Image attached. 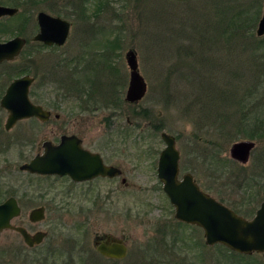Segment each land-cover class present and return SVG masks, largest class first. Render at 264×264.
I'll return each instance as SVG.
<instances>
[{
	"label": "rangeland",
	"instance_id": "1",
	"mask_svg": "<svg viewBox=\"0 0 264 264\" xmlns=\"http://www.w3.org/2000/svg\"><path fill=\"white\" fill-rule=\"evenodd\" d=\"M213 1L215 0H103L100 4L99 8L104 3H109L105 8H98V21L102 23L105 31L102 35L99 34L100 37L95 35L91 42H87L96 45L103 41L105 43L108 33L110 39L119 38V46L110 50L113 56L110 64L112 67L117 64L122 73L127 75L121 86L120 83L116 84L121 96H124L128 80L124 60L128 49L136 51L139 72L147 82V92L135 106L136 120L131 118V122H134L131 127L134 128L131 130L132 136L126 144L118 145L121 154L118 162L126 170L132 168L128 181L134 183L135 187L114 189V185L104 182L101 187L102 195L105 196L102 207L49 208L45 211V219L33 224L27 219L29 210L22 209L21 215L14 219L16 224L24 225L30 231L48 232L47 238L36 250L38 254L50 251L47 250L49 246L55 248L58 252L55 257L56 264L76 261L80 255L81 259L87 257L82 260V264H159L162 253L172 264H264L263 256L258 253L240 258L216 245L207 246L201 229L193 225H182L183 223L174 218L173 207L156 177V162L164 147L160 133L166 131L175 136L176 147L180 152L179 178L185 172L191 173L199 186L218 200L229 196V203H223L231 208L235 207L234 209L245 217H250L264 199V140L253 139L256 145L246 164H240L230 158L228 149L233 142L248 138L239 135L230 141L226 140L227 135L235 134L236 122L244 121V117H239L241 112L251 110L254 115L250 114L248 118L255 117V120L259 119L264 123V84L257 91L250 90L251 94L248 96L243 94L249 81H261L264 78V70L259 67V64H264V55H258V66L255 69L247 76L242 74L236 80L234 75L237 70L248 72L247 58L252 50L250 45L245 48L242 44L252 39L248 38L251 33L248 35L244 31L246 19L226 27V31H223L224 28L218 23V31L225 36L222 41H226L220 45L218 40L223 36L215 39L209 33L211 14L205 12L210 10ZM225 1L227 2H223ZM90 2L84 10L85 15L94 10V0ZM247 2L249 13L255 17L251 31L257 37L255 30L262 15L264 0H245V3ZM63 5L64 12H67L66 18H71L75 23L68 45L53 50L31 42L11 61L13 66L34 63V66L31 69L28 66L27 70H30L29 75L34 77L30 87L33 94L30 95L31 100L43 104L52 112H59L62 116L58 122L53 120V116L46 123H40L35 118L20 120L6 131L4 121L7 113L0 107V141H12L0 153V170L5 172L0 176V189L7 188L15 197L24 192L42 196L45 192H57L61 189L62 182L58 181L53 188L42 190L44 183H49L50 180H38L18 169L21 163L32 157L34 146L38 142L44 138H53L51 123L58 125L56 133L81 129L88 132V129L94 127L96 135L100 130L107 131L109 124L113 127L112 130L117 131L118 126H123L119 136L120 142L128 132L126 128L131 129L124 126L125 117L128 115L126 106L122 109L124 114L113 115L111 107L93 104L96 99L95 95H91L89 101L85 102V105L88 103L87 107H77L78 100H73L72 97L79 96L82 92L78 94L67 81L73 78L77 86L85 85L88 89L93 86L92 94H95L96 84L85 82L87 78L81 77L90 71L74 72L70 69L72 64L57 67L59 75L66 74L67 81L63 83L66 84L65 90L71 92L67 99L59 96L61 91L57 88V83L41 77L42 68H37V65L53 59L54 55L70 57L72 53H77L74 52L76 49L85 47L86 38L81 34L80 15L74 13L73 8L64 3ZM216 5L220 8L221 1H217ZM227 9L230 11V8ZM24 10V15L30 18V22L22 34H33L38 9L32 10L28 7ZM18 20L19 18H16L13 21L17 23ZM93 20L96 18L89 21ZM235 32L239 33L240 41L234 38ZM240 32L244 33L243 36H240ZM95 48L98 50L103 47ZM93 51V48L87 49V53ZM95 62L98 63L99 60L95 59ZM93 65L97 67L99 63ZM9 66L0 65V98L8 83L3 76L4 70ZM112 70L117 74L115 68ZM69 71L74 77L68 74ZM100 78L103 79L104 75H100ZM220 89L227 93L231 91V95L239 92V106L231 103L224 105L226 101L218 96ZM82 95L80 99H83ZM111 96L112 93L109 92L105 99L100 100H107ZM85 108L89 111H83ZM83 123L91 126H81ZM213 140L218 141L219 145L221 157L218 162H214L215 149L208 143ZM229 159L235 164H228ZM222 164L225 166L221 167ZM218 176L221 179L217 178ZM243 176L255 178L256 185L249 190L252 195L242 197L244 189L234 183V179H241ZM226 184L228 185L225 186ZM103 233L125 238L128 250L125 258L115 261L93 252L94 235ZM17 248H23L20 237L12 231H4L0 238V264H21L19 255L16 256Z\"/></svg>",
	"mask_w": 264,
	"mask_h": 264
},
{
	"label": "flooded vegetation",
	"instance_id": "2",
	"mask_svg": "<svg viewBox=\"0 0 264 264\" xmlns=\"http://www.w3.org/2000/svg\"><path fill=\"white\" fill-rule=\"evenodd\" d=\"M102 2L103 0H98V1L94 0V3H93L94 10L91 11V14L87 13V15H85L84 10L88 8V6L91 4L90 0H61V1H57V0H0V5L17 9V12L14 13L13 15H5V16L0 17V34H3L1 36L6 35L0 39V42H5L15 36L23 37L24 35L23 38L25 39V43L22 49L20 50L19 54H21V51L23 50L24 46L31 44V42L39 44L46 48H53V50L64 48L65 46L68 45V41H69L70 34H71V29L73 28V25L75 23L73 22L71 18L70 19L66 18L67 12H64L65 5H63V3L66 4L68 7L73 8L72 10L75 11L74 13L79 14L80 21H82L81 22V25H82L81 34L83 38H86L85 47L76 49L74 52H77V53H74V54L72 53L70 57H58L57 55L56 56L54 55L52 56L53 59L46 60L42 64L37 65V68H42L41 77L44 80L47 79V81L51 80V82L57 83L56 86L61 91L59 96H61L62 99H65V98L67 99L68 97L71 96L70 95L71 92L65 90L66 84L63 83L64 81H67L66 74L64 73L63 75H59L58 73L60 71H58L57 67L58 66H68L69 64H72L70 69L73 70L74 72L75 71H83V72L90 71L89 74H86V76H81V77L82 79L87 78V81L85 82L96 84L97 93H99L97 97H96L97 93L92 94L93 86H90L89 89L86 88L85 85H83V87L77 86L75 85L76 83L73 80V78H70L67 81L68 85L69 84L73 85L74 89L77 91L78 94L82 92L79 96L72 97L73 100L77 98L78 103H79L77 104V107L79 106L81 108L87 107L88 103H86L85 105V102L89 101V99L91 98V95H95V99H96V101H94L93 104L111 107L112 108L111 112H113L112 113L113 115H122L123 106H126L127 108L126 112L128 113V115L125 117L124 126L131 128L132 125L134 124V122H131L132 121L131 118L136 120L137 111H135V106L138 104L140 100L137 102H130L126 100L125 96H126V92H127V88H128V84L130 80V69H129V66L127 65L125 56L128 50H133V51L135 50L128 49L124 54V60H125L126 68H127L126 71H128V80H127V85H126V89L124 92V96H121V91L118 90L117 88L118 86L116 84L120 83V86H121L123 81L127 78V75L126 73L125 74L122 73L121 69L119 68V66H117V64L115 65L116 67H112L110 64L111 58L113 57L110 50L114 48L116 49L119 46V38L114 37L113 39H110L111 36H110V33H108V38H107L108 40H106L105 43H103L104 42L103 41L96 45L95 43L91 44L87 42L88 40H90L91 42V39H93L95 35L100 37L99 34L102 35V32L105 31V28L101 26L102 23L98 21L99 19L98 11L100 8H105L107 5H109V3H104L99 8ZM28 7H31L32 10L38 9V11L36 12V15H35L36 25H34L33 34L28 33L27 35H25L27 32L24 34H22V32L26 31L28 27V23L30 22V18L24 15V11H25L24 9ZM43 9H46V11ZM40 12H44L54 18H60L61 20L65 21L68 24L66 37L62 44H55V43L46 44L41 40L32 39L33 36H35L40 31V27L38 24V17H37L38 13ZM16 18H19V20L17 23H14L13 20ZM91 18H96V20L89 21ZM2 25H7L6 29H4ZM10 31H12V33ZM95 46L103 47V48L97 50ZM89 48H93L94 51L92 53H89V52L87 53V49ZM135 54L137 58L136 51H135ZM95 59L99 60L98 62L99 65L97 67L93 65V63L95 65L98 64L95 62ZM13 60H4L0 62V65H7V66L10 65L7 69L4 70V75H3L8 81L6 87L11 82V80H13L14 78L19 77L24 74H29L31 72L30 70L29 72H25V70L29 69L28 66H30V69L34 66V63L33 64L26 63L27 66H24V65L13 66L11 65V61ZM137 62H138V58H137ZM112 68L116 69L117 74L112 70ZM17 72H21V73L17 75L16 74ZM68 74L74 77L70 71L68 72ZM100 75H104V78L101 79ZM62 76L64 78H62ZM145 83L147 87L146 80H145ZM111 85L115 87L113 88ZM84 87H85V90L82 91ZM110 89H114V90L111 91ZM109 92L112 93L111 97H109L107 100H100V99H105ZM146 92H147V89H146ZM30 95L33 96L29 88V97ZM81 95L83 99H80ZM33 103L42 106L44 110L48 111L49 118L45 121H41L37 117H30V118H35L40 123L49 122L52 116H53V120L56 122L61 120L62 116L59 112L57 111L52 112L51 110L45 108L43 104H40L34 101ZM83 111H89V109L85 108ZM51 124H52L51 131L53 132L52 133L53 138H44L40 142H38L34 146L35 149H34L32 157L28 158V160L24 161L23 163H28L35 156L42 155L44 153V145H43L44 143L50 142L52 145L57 146L61 143L62 136H68V137H73L72 139L68 140V142L71 143V147L68 148L69 151H74L77 154L83 155V156L86 155L88 159L90 158L91 166L97 167L100 165V162H101V164L105 166H113L114 168L118 169L120 172L113 176L97 175L95 177L85 179V180H75L69 174H64V175L50 174L49 175V174L32 173L27 170H20L19 166L23 164L21 163L18 166L19 171L23 173H27L29 176L36 177L38 178V180L39 179L40 180H43V179L50 180L49 183H44V188H42V190L53 188L54 184L58 183V181L62 182L60 184L61 189H58L57 192H45L44 195L42 196L35 195L29 192H24V193L17 195V197H15L12 192L10 193V191L7 190V188H1L0 189V203L4 202L9 197H14L15 200L17 201V204L21 212H22V209H28L29 211H31L32 209L43 207L44 214H45V211L49 208H52V209H58V208L59 209H64V208L66 209H86V208H89L90 206H93V207L101 206L102 207L104 205L105 196L102 195L101 187L103 186L104 182H108L114 185V189H117L120 187H123L124 189H132L133 187H135L134 183L128 181V178L130 177L132 173V168L126 170L118 162V159H120V155H121L118 145L119 143L121 144L127 143L128 139L132 136L131 130L134 128H131L130 130L126 128V131L128 132L124 134L125 138L121 139V142H120L119 136H120V133H122L121 128L123 129V126L122 127L118 126L117 128H119V130L117 131V130H112L113 127H111L109 124L107 127L109 129L107 131L100 130L99 134L96 135V133L94 132L95 131L94 127H92L91 129H88L87 130L88 132H84L81 129L77 131L63 130V131H59L56 133L58 125H56V123H51ZM62 125L67 126L68 124H62ZM82 125L88 127V125L90 124L83 123L81 124V126ZM6 131H9V130H6ZM244 140H251L255 143L253 139H244ZM11 142L12 141H9V140L0 141V153H2L5 147L8 146ZM175 145H176V138H175ZM156 167H157V162H156ZM178 168H179V162H178ZM179 171H180V168H179ZM179 171H178V175H179ZM4 173L5 172L3 169L0 170V176L3 175ZM185 173H189V172H185ZM182 175L180 176V178L182 177ZM156 177H157V171H156ZM195 182L197 181L195 180ZM27 219H28V214H27ZM44 219H45V216H44ZM28 221L32 224L38 223V222H31L29 219ZM12 223L15 225L23 226L30 234H33L37 231H43L46 233L41 243L30 247L24 242L23 238L20 236L19 233L12 231L20 237L23 243V248H21L22 251L17 248V252H16V256L19 255V258L22 261L21 264H56L55 257L58 255V252H56L57 250L55 248H52L51 246H49L47 250H50V251H45L44 253L41 252L39 254L36 252L38 247L47 238L48 236L47 231H44V230L30 231V229H28L24 225L16 224L14 220L12 221ZM5 231H11V230H5ZM2 233L0 234V238H1ZM104 234H108V233L94 235V238L92 241V245L94 248L93 252L103 258L110 259V260L119 261L123 259V258H120V259L109 258V257L102 255L96 250L95 241L98 239L99 236H102ZM118 239H121L127 247L125 238L123 239L119 237ZM74 242L76 246L77 243L76 241ZM11 250H9V255L11 254ZM127 253H128V250H127ZM127 253H126V256H127ZM85 259H87V257ZM85 259H81V255H80L76 261L71 260L65 264H82V260H85Z\"/></svg>",
	"mask_w": 264,
	"mask_h": 264
},
{
	"label": "water",
	"instance_id": "3",
	"mask_svg": "<svg viewBox=\"0 0 264 264\" xmlns=\"http://www.w3.org/2000/svg\"><path fill=\"white\" fill-rule=\"evenodd\" d=\"M16 12V8L0 5V17L13 15ZM37 17L40 31L32 39L41 40L46 44H62L68 24L44 12L38 13ZM255 34L256 36L264 35V6ZM24 43L25 39L20 36L0 42V62L15 59ZM125 59L130 69V80L125 97L130 102H137L146 93V83L139 73L135 51L128 50ZM33 80V77L26 74L13 79L6 87L0 98V107L7 112L4 122L5 130H10L21 119L37 117L45 121L49 118V112L42 106L34 104L28 96ZM72 138L62 136L61 143L57 146L50 142L44 143V153L35 156L28 163L21 164L20 170L49 175L69 174L75 180H85L97 175L113 176L120 172L113 166H105L101 162L97 167L91 166L90 158L88 159L86 155L69 151L71 143L68 140ZM160 138L165 146L158 156L157 177L174 207V217L178 221L200 227L204 243L208 246L220 244L239 254L249 255L256 252L264 257V200L251 218H245L204 192L191 174L185 173L181 179H178L179 151L175 145V137L162 131ZM254 146L255 143L251 140L234 142L228 149V155L233 160L246 164ZM20 213L21 210L14 197H9L0 203V234L5 230L17 232L30 247L41 243L46 235L45 232L37 231L30 234L23 226L12 223ZM44 216L43 207L32 209L28 213V219L31 222H39L44 219ZM95 246L99 253L109 258L120 259L127 253L125 243L110 234L99 236Z\"/></svg>",
	"mask_w": 264,
	"mask_h": 264
},
{
	"label": "trees",
	"instance_id": "4",
	"mask_svg": "<svg viewBox=\"0 0 264 264\" xmlns=\"http://www.w3.org/2000/svg\"><path fill=\"white\" fill-rule=\"evenodd\" d=\"M217 1H221V7L220 8L216 7L217 6L216 5ZM223 1L224 0H215V1L211 2L210 10L209 11L205 10V12H207L206 14H211L210 17H209L210 18V25H209L210 30H209V33L211 35H213L215 37V39L220 38L224 34L221 33V31H218V23L221 25L222 29L224 28L223 31H226L227 30L226 27H229V26H231L233 24H236V22H237V24H239L241 20H245L246 19V26H245L244 31H246V34H248V35L251 33L248 36V38H250V37L252 38V39L248 40V42L242 44V46H245V48L250 45L251 46V50H252V51L249 52L250 58H249V56L247 58L246 66H247L248 72L247 71L243 72L240 69L237 70L235 72V75H234V77L237 80L242 74L245 73V75L247 76L248 73L252 69H255V67L258 66L256 64V59L259 57L258 55H260V54L264 55V36L255 37L253 31H251V25L253 26V23L255 21V17H254L253 14L249 13V9L250 8H248L249 7L248 6V2L245 3V0H227V2L226 1L223 2ZM222 4H224V5L222 6ZM227 8H230V11H228ZM2 26H3L4 29H6L7 25H2ZM205 30H208V29L205 28ZM10 32L12 33V31H10ZM232 34H233V32L231 33V35ZM241 34H242V32H240V36H241ZM243 34H242V36H243ZM1 35H3V34H0V39L2 37L6 36V35H4V36H1ZM238 35H239V33L235 32L234 33V38L236 37L237 41H240V37ZM224 38H225V36L221 37L218 40L220 45L226 43V41L225 42L222 41V40H225ZM259 67L262 68L261 70H264V64H259ZM25 72H29V71L25 70ZM20 73L21 72H17L16 74L19 75ZM233 83H235V79L234 78H233ZM236 83L240 84L239 81H236ZM262 84H264V78H262L261 81L258 80V79L249 81L248 84H247L246 92H243L244 96L245 95H247V96L250 95L251 94L249 92L250 90L251 91H254V90L257 91ZM221 89L219 90L220 93L218 94V96H220L221 99L223 98V101H226L225 103H223L224 105L227 106V105H230V103H231L234 106H239V101H241V100H239L237 98V97H239V92L233 93L231 95V91H230V93H227L225 91H221ZM218 99H220V98L218 97ZM250 114L254 115V113H252L251 110H247L245 112H241L240 113L239 117L240 118L244 117L245 118L244 121L242 123L236 122V124L234 126L236 128L235 134L232 135V136H230V134L227 135L226 136V140L230 141L231 139L236 138L239 135H243V136L247 137L248 139H256L258 141L264 140V123H261V121L259 119L255 120V117L253 119L252 118H248ZM217 142L215 140L208 142L215 149L216 159L214 160V162L215 161H217V162L220 161L219 158L221 157L220 156V152H219V145L217 144ZM227 163L228 164L229 163L235 164V162L230 160V159H229V161ZM223 166H225V165L222 164L221 167H223ZM234 173H236V172H234ZM236 174H238V170H237ZM217 178L221 179L220 176H218ZM234 183L237 186H240V188L244 189V192L241 194L242 197H244L246 195H252L253 193H250L249 190L253 186L256 185L255 178L254 177L253 178H249L247 176H243V178H241V179H234ZM227 185L228 184H226L225 186H227ZM205 188H206V190H209L207 187H205ZM219 200H221L222 202L226 201V202L229 203L230 198L228 196L225 199L220 198ZM234 210L236 212H238L236 209H234ZM182 225H185V224H182ZM216 246L227 250L232 256H237V257H240V258L241 257H245L244 255L237 254L235 252L229 251L227 248L223 247L222 245L216 244ZM160 255H161L162 258L161 257L159 258V264H162V263L163 264H172L171 261L169 259H167V257L163 253L160 254ZM175 264H177V263H175Z\"/></svg>",
	"mask_w": 264,
	"mask_h": 264
}]
</instances>
